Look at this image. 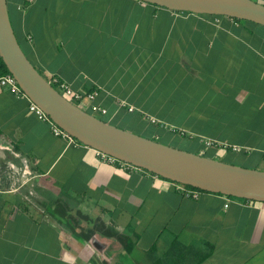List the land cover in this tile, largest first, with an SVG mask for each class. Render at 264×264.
I'll return each mask as SVG.
<instances>
[{"label": "crops", "instance_id": "0c3cea01", "mask_svg": "<svg viewBox=\"0 0 264 264\" xmlns=\"http://www.w3.org/2000/svg\"><path fill=\"white\" fill-rule=\"evenodd\" d=\"M24 3L8 0L26 54L48 79L97 91L106 121L170 114L197 126L199 153L214 142L210 157L234 152L223 144L264 157V25L143 0ZM0 264H264V202L187 197L56 135L0 87Z\"/></svg>", "mask_w": 264, "mask_h": 264}, {"label": "water", "instance_id": "95a60500", "mask_svg": "<svg viewBox=\"0 0 264 264\" xmlns=\"http://www.w3.org/2000/svg\"><path fill=\"white\" fill-rule=\"evenodd\" d=\"M143 1L177 11L227 15L264 25V3L256 0ZM0 53L30 99L80 142L178 183L264 202V170L232 164L140 135L66 98L24 51L12 24L8 0H0Z\"/></svg>", "mask_w": 264, "mask_h": 264}, {"label": "rangeland", "instance_id": "374dc122", "mask_svg": "<svg viewBox=\"0 0 264 264\" xmlns=\"http://www.w3.org/2000/svg\"><path fill=\"white\" fill-rule=\"evenodd\" d=\"M99 116L101 118H104V120L108 118V116ZM166 117L167 118H163L160 120H157L155 118L154 122L144 121L145 124H138L135 121V124H133V122L132 124L130 123V125L124 124L122 128L128 129L146 137H150L151 135H153V132L157 131L161 135L159 138H157V140L177 148L198 153L201 146L200 142H203V138H201V136L199 135L191 133L197 129V126L190 125L186 120L173 118V115L170 114H167ZM145 118L151 119V116L145 115ZM197 121L198 120H195V123H198ZM224 137L228 139L230 143H232V141H253L252 136H247L246 138L242 139L239 138L237 140H233L232 136L230 135ZM258 137L260 138V132H258ZM260 145L262 144L260 143ZM201 147L204 148V145H202ZM211 147H215V145H205V148H207V150L205 149V151L208 155L212 154V149H210ZM218 159L247 168L264 170V157L262 152L250 151L244 148L240 152H229L226 156L218 157Z\"/></svg>", "mask_w": 264, "mask_h": 264}, {"label": "built area", "instance_id": "2783aa9c", "mask_svg": "<svg viewBox=\"0 0 264 264\" xmlns=\"http://www.w3.org/2000/svg\"><path fill=\"white\" fill-rule=\"evenodd\" d=\"M35 0H25L24 4L20 5V8L25 9L28 5L33 3ZM264 3V2H263ZM0 58L1 53H0ZM57 89L58 91L63 94L66 98L74 102L75 104L81 106L82 108L90 111L91 113L95 114L96 116L100 117L99 115H104L107 112V109L103 106H100L94 102L97 91H82V90H75L66 80L61 78L58 75H53L48 79ZM0 87L1 88H7L10 90L13 94H15L19 98H28L30 100V108L31 110L35 111L39 118L48 121L51 126L53 132L58 135L62 136L64 138H68L71 142H80L75 137L70 135L66 130H64L62 127H60L56 122H54L51 117L42 110L35 102H33L30 97L27 95V93L22 89L20 86L17 78L11 73H6L2 76H0ZM207 145H212L213 142H207ZM225 148H230L234 152H240L243 150V148L237 144H223ZM97 152L102 155L105 159L112 161V162H122L124 164H130L125 161H122L114 156H111L109 154H106L100 150H97ZM133 165V164H131ZM134 166V165H133ZM178 189L187 197L190 198H198L201 195V191L193 188H188L187 185L178 183ZM227 196V195H225Z\"/></svg>", "mask_w": 264, "mask_h": 264}, {"label": "trees", "instance_id": "16d2710c", "mask_svg": "<svg viewBox=\"0 0 264 264\" xmlns=\"http://www.w3.org/2000/svg\"><path fill=\"white\" fill-rule=\"evenodd\" d=\"M234 19H236V20H238V21H241L242 19H238V18H234ZM10 71L8 70V68H7V66H6V64L4 63V61H3V59L2 58H0V76H2V75H4V74H6V73H9ZM153 139H156V138H153ZM157 140V139H156ZM159 141V140H158ZM218 145V144H217ZM199 153V152H198ZM205 155H207V154H205ZM207 156H209V155H207ZM160 177H162V176H160ZM162 178H164V177H162ZM187 187L188 188H193V189H197V190H199V191H201V193L202 192H205L204 190H201V189H199V188H196V187H193V186H190V185H187ZM218 194H221V193H218ZM228 196V195H227ZM230 197H232V196H230ZM233 197H235V196H233ZM130 249V248H129Z\"/></svg>", "mask_w": 264, "mask_h": 264}]
</instances>
